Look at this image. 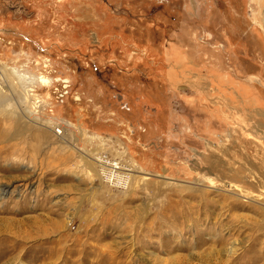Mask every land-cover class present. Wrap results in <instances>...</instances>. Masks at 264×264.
<instances>
[{"label":"rangeland","instance_id":"374dc122","mask_svg":"<svg viewBox=\"0 0 264 264\" xmlns=\"http://www.w3.org/2000/svg\"><path fill=\"white\" fill-rule=\"evenodd\" d=\"M0 264H264V0H0Z\"/></svg>","mask_w":264,"mask_h":264},{"label":"bare ground","instance_id":"6f19581e","mask_svg":"<svg viewBox=\"0 0 264 264\" xmlns=\"http://www.w3.org/2000/svg\"><path fill=\"white\" fill-rule=\"evenodd\" d=\"M58 132H62V131L61 130H58ZM111 166H112V170H115V169L120 168V165L118 163H112Z\"/></svg>","mask_w":264,"mask_h":264}]
</instances>
